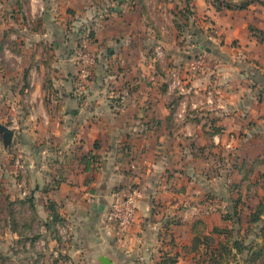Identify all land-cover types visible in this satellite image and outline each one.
Returning <instances> with one entry per match:
<instances>
[{"label":"crops","instance_id":"0c3cea01","mask_svg":"<svg viewBox=\"0 0 264 264\" xmlns=\"http://www.w3.org/2000/svg\"><path fill=\"white\" fill-rule=\"evenodd\" d=\"M87 2L0 0V89L9 73H23L26 96L47 125L32 134L48 139L54 156L43 193L68 220L70 250L90 264H102L103 255L136 264L138 254L145 264H165L177 245L190 244L180 241L181 227H188L194 197L214 182L204 155L224 147L225 129L205 131L204 118L177 124L165 96L175 92L179 104L184 87L206 94L215 82L213 119H264V0L223 10L208 0H180L178 15L173 0ZM80 26L91 29L88 45L97 54L85 92L77 89ZM200 52L208 61L190 72ZM177 84L182 91H173ZM154 109L157 119L147 118ZM250 136L259 144L258 131ZM132 184L142 196L135 222L119 238L103 216ZM190 231L195 234L193 223Z\"/></svg>","mask_w":264,"mask_h":264},{"label":"rangeland","instance_id":"374dc122","mask_svg":"<svg viewBox=\"0 0 264 264\" xmlns=\"http://www.w3.org/2000/svg\"><path fill=\"white\" fill-rule=\"evenodd\" d=\"M179 1L173 0V14L178 15V5H184ZM208 1L214 4L216 0ZM93 3L95 0L87 2L88 5ZM165 11L163 9V13ZM82 27L77 31V45L82 39L88 38L89 41L92 33L91 29ZM203 53L205 52L193 57L190 72L196 73L201 67H205L197 65L202 58L207 59ZM9 74L14 75L11 82ZM9 74L6 77L8 80L2 81L3 89H0V121L14 130V136L8 145H5L0 133V264H90L87 258L82 260V253L75 254L70 250L73 238L68 220L56 222L54 228L46 225L50 210L47 208L49 201L43 193V179L51 174V167H46L49 158L53 159L54 156L47 147L48 139H35L32 133L42 131L47 125L26 96L28 84H25V75L13 71ZM182 78L184 77L179 76L177 83ZM215 85L217 86L215 82L210 84L205 89V94L202 91L190 92L186 87L183 90L177 84L173 91H187L183 93L179 104L175 92L165 96L166 105L171 103L166 113L174 110V119H180L177 124L187 118H204L205 131L216 133L218 127H225L222 131L224 140H221L224 147L220 151L210 147L204 155L208 161L206 158L203 160V167L211 179L215 177L212 180L214 182L205 190V194L192 200L193 206L187 218L188 227H181L183 232L180 241L191 243L195 236L203 239L204 233L210 231L209 236L214 238L215 243L217 240L224 242V246H221L226 255L224 264H246L250 248L262 243L264 238V212L261 214V221H253V213L258 206L264 209V119H213L212 116H218L219 111ZM148 112L147 118H156L155 109ZM162 114L163 117L166 115L164 112ZM29 115L35 116V119H26ZM200 126L201 124L195 123L197 132L200 131ZM257 131L260 136L259 144L253 145L254 140L250 135ZM45 149L46 152L43 151ZM217 151L221 152L220 156ZM197 165L198 168L201 167V163ZM197 172L196 169L195 173ZM32 197L34 200H31ZM238 219L241 221L238 222ZM192 223L195 236L190 231ZM214 226L224 228L225 232L213 233L211 229ZM236 240L244 244L243 252L238 253L237 248H234ZM182 245H177L178 252L171 254L178 257L177 264H211L206 254L183 251ZM138 256L139 254L134 256L136 262Z\"/></svg>","mask_w":264,"mask_h":264},{"label":"built area","instance_id":"2783aa9c","mask_svg":"<svg viewBox=\"0 0 264 264\" xmlns=\"http://www.w3.org/2000/svg\"><path fill=\"white\" fill-rule=\"evenodd\" d=\"M88 47V38L82 39L78 44L75 53V58L79 66L77 89L81 92H85L89 88L93 69L97 62V54L90 51ZM203 60L204 58L198 61L197 65H204V62L205 64L207 63L206 59ZM141 196L142 191L139 187L133 184L128 185L124 188L121 195L116 197L110 203L106 210L103 216V222L114 233H116L119 238H123L135 222L137 216V204ZM136 264H145L144 254L138 256Z\"/></svg>","mask_w":264,"mask_h":264},{"label":"trees","instance_id":"16d2710c","mask_svg":"<svg viewBox=\"0 0 264 264\" xmlns=\"http://www.w3.org/2000/svg\"><path fill=\"white\" fill-rule=\"evenodd\" d=\"M256 0H241V1H226V0H216L214 5L217 7L218 10H223L225 8L232 9V8H246L250 3ZM261 1V0H259ZM220 132V131H216ZM31 200H34L33 197ZM48 209L50 213L47 217L46 225L49 227L54 228L56 222H62L64 218L60 216L58 213L57 205L54 201L49 200ZM264 212L262 206H258L257 210L253 213V221H261V214ZM241 220L238 219V222ZM55 230V229H54ZM213 233L221 234L225 232L224 228L221 227H214L212 229ZM203 239L199 236H195L190 244H184L183 250L184 251H192L195 254L202 253V255H207L211 264H224L226 261V255L224 254L221 246H224V242L221 240H217L216 243L214 238L209 234H205L202 236ZM204 246V247H203ZM234 248H237V252H243L245 246L240 241H235ZM178 261V257H166L163 259L165 264H176ZM246 264H264V238L262 243L254 245L251 247L248 252V257L246 259Z\"/></svg>","mask_w":264,"mask_h":264},{"label":"water","instance_id":"95a60500","mask_svg":"<svg viewBox=\"0 0 264 264\" xmlns=\"http://www.w3.org/2000/svg\"><path fill=\"white\" fill-rule=\"evenodd\" d=\"M0 133L3 134L5 145H8L14 136V130L0 121ZM100 261L102 264H118L106 255L101 256Z\"/></svg>","mask_w":264,"mask_h":264},{"label":"flooded vegetation","instance_id":"af4514ba","mask_svg":"<svg viewBox=\"0 0 264 264\" xmlns=\"http://www.w3.org/2000/svg\"><path fill=\"white\" fill-rule=\"evenodd\" d=\"M3 135V134H2Z\"/></svg>","mask_w":264,"mask_h":264}]
</instances>
